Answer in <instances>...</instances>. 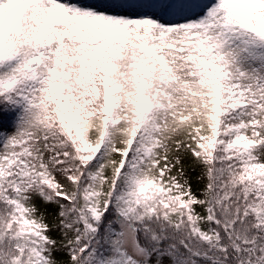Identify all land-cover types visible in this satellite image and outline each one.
Instances as JSON below:
<instances>
[{
	"label": "snow or ice",
	"instance_id": "snow-or-ice-1",
	"mask_svg": "<svg viewBox=\"0 0 264 264\" xmlns=\"http://www.w3.org/2000/svg\"><path fill=\"white\" fill-rule=\"evenodd\" d=\"M0 264H264V0H0Z\"/></svg>",
	"mask_w": 264,
	"mask_h": 264
},
{
	"label": "rangeland",
	"instance_id": "rangeland-1",
	"mask_svg": "<svg viewBox=\"0 0 264 264\" xmlns=\"http://www.w3.org/2000/svg\"><path fill=\"white\" fill-rule=\"evenodd\" d=\"M73 2H75V0H73Z\"/></svg>",
	"mask_w": 264,
	"mask_h": 264
}]
</instances>
